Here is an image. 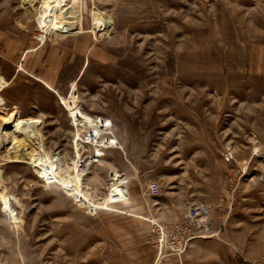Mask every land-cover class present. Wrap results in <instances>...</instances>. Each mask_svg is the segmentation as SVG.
<instances>
[{
	"label": "rangeland",
	"instance_id": "374dc122",
	"mask_svg": "<svg viewBox=\"0 0 264 264\" xmlns=\"http://www.w3.org/2000/svg\"><path fill=\"white\" fill-rule=\"evenodd\" d=\"M62 2L74 26L41 40L21 0H0L4 110L39 117L42 152L80 164L93 128L76 129L58 96L74 82L109 125L85 189L107 198L114 168L127 197L83 209L26 156L3 160L12 145L39 151L16 134L0 150L16 216L0 201V264H264V0Z\"/></svg>",
	"mask_w": 264,
	"mask_h": 264
},
{
	"label": "bare ground",
	"instance_id": "6f19581e",
	"mask_svg": "<svg viewBox=\"0 0 264 264\" xmlns=\"http://www.w3.org/2000/svg\"><path fill=\"white\" fill-rule=\"evenodd\" d=\"M63 0H21V7L34 18L37 28L42 32L39 36L43 40L46 34H51L54 37L65 36L71 31V27L74 26L73 21L68 16L70 7L66 4H62ZM19 21V20H18ZM23 22V21H21ZM27 24V21H26ZM97 28L98 22L95 19L93 23ZM6 79L0 75V91L6 86ZM50 85V84H49ZM51 86V85H50ZM77 89L74 82L70 83V90L65 95H58L61 102L64 103L67 110L70 113L71 123L76 129L92 126V130L86 133V142L90 140L95 143L92 154L85 160L78 163L77 159L66 160L64 157L45 154L42 152V136L38 132L41 125V120L36 117H22L19 115L16 107L4 110V100L0 95V110L5 111L4 115L0 118V150L4 147V143L13 141V137L16 134H28L31 139L39 146V151L26 152L18 154V150L14 145L6 149L7 154L3 155V160L7 158L10 162H21L22 155L26 156L28 163L35 166L37 172L48 181H56L59 177L62 181H65L62 185L64 190L72 193L74 199L79 203L83 209L87 211H95L100 207H109L106 200H122L127 197L126 187L122 183L123 174L119 173L116 169L111 168L109 172V181L111 188L108 190L107 198L98 200L91 197L83 184L81 175L86 172L87 169L93 164V162L99 160V157L104 155L105 147L109 146L107 142L103 143V140L99 138L101 132H105L109 126L107 124L106 117L97 116L92 117L85 113L79 106L77 100ZM98 136V137H97ZM85 138V137H84ZM114 143H116L113 137ZM42 142V143H41ZM98 142V143H97ZM101 145L102 148L98 147ZM83 145V142L75 143V153L79 156V151ZM104 147V148H103ZM23 150V149H22ZM0 155H2L0 151ZM80 157V156H79ZM78 158V157H77ZM0 201H2L8 215L16 221V216L9 202L4 199L0 192ZM136 215V214H135Z\"/></svg>",
	"mask_w": 264,
	"mask_h": 264
},
{
	"label": "built area",
	"instance_id": "2783aa9c",
	"mask_svg": "<svg viewBox=\"0 0 264 264\" xmlns=\"http://www.w3.org/2000/svg\"><path fill=\"white\" fill-rule=\"evenodd\" d=\"M110 144V143H109ZM186 211H187V214H188V212L190 213V215H188V216H190V217H195V218H197V216H200L201 215V213L200 212H202L203 211V209L202 208H199V209H195L194 207H192L191 205H187L186 206Z\"/></svg>",
	"mask_w": 264,
	"mask_h": 264
},
{
	"label": "trees",
	"instance_id": "16d2710c",
	"mask_svg": "<svg viewBox=\"0 0 264 264\" xmlns=\"http://www.w3.org/2000/svg\"><path fill=\"white\" fill-rule=\"evenodd\" d=\"M238 263H240V264H243L244 262L243 261H241L240 259H239V262Z\"/></svg>",
	"mask_w": 264,
	"mask_h": 264
},
{
	"label": "crops",
	"instance_id": "0c3cea01",
	"mask_svg": "<svg viewBox=\"0 0 264 264\" xmlns=\"http://www.w3.org/2000/svg\"><path fill=\"white\" fill-rule=\"evenodd\" d=\"M244 260V259H243Z\"/></svg>",
	"mask_w": 264,
	"mask_h": 264
}]
</instances>
